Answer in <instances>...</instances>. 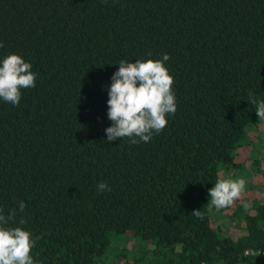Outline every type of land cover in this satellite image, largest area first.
I'll return each mask as SVG.
<instances>
[{"label":"trees","instance_id":"16d2710c","mask_svg":"<svg viewBox=\"0 0 264 264\" xmlns=\"http://www.w3.org/2000/svg\"><path fill=\"white\" fill-rule=\"evenodd\" d=\"M0 43L37 74L0 100V208L39 237L36 264H264V147L239 158L264 122V0H0ZM164 54L176 113L148 143L107 142L118 63ZM240 178L217 217L209 189Z\"/></svg>","mask_w":264,"mask_h":264},{"label":"clouds","instance_id":"9594fccd","mask_svg":"<svg viewBox=\"0 0 264 264\" xmlns=\"http://www.w3.org/2000/svg\"><path fill=\"white\" fill-rule=\"evenodd\" d=\"M106 3L107 0H101ZM0 47L3 44L0 43ZM150 55V54H149ZM170 59L164 54L160 60H136L130 63L121 60L118 70L111 77L107 88V118L112 122L105 129L107 142L127 138L130 143H148L153 134H159L167 126L169 115L177 110L175 93L172 90L174 78L164 66ZM32 65L17 54H10L0 60V100L18 106L22 90L35 87L37 74ZM249 102L255 105V112L264 120V101H257L252 94ZM247 181L220 179L209 189L211 205L216 209L229 207L245 191ZM111 191L107 182L97 184V192ZM25 203L20 201L18 210L23 213ZM17 209L7 215L0 208V264H36L32 255L39 237L33 238L30 231L22 227L8 226L16 219ZM198 219H203L199 210L192 212ZM26 221L21 217L19 224Z\"/></svg>","mask_w":264,"mask_h":264},{"label":"rangeland","instance_id":"374dc122","mask_svg":"<svg viewBox=\"0 0 264 264\" xmlns=\"http://www.w3.org/2000/svg\"><path fill=\"white\" fill-rule=\"evenodd\" d=\"M257 123L258 121H255L250 128L247 129V136L251 144L247 146V148H249L247 149L248 152H243L242 150L241 153H239V158L242 164H249L248 161H250V158L252 160H255V158H261L260 150L264 147V122H261L260 124ZM217 212L218 210H216V215L218 217L219 212ZM217 224L221 225L220 221H218ZM222 228V231H226L227 229L224 225H222Z\"/></svg>","mask_w":264,"mask_h":264}]
</instances>
